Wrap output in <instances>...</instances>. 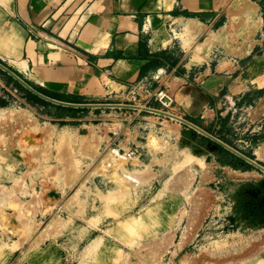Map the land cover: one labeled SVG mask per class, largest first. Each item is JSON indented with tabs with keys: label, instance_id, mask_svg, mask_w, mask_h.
<instances>
[{
	"label": "rangeland",
	"instance_id": "rangeland-1",
	"mask_svg": "<svg viewBox=\"0 0 264 264\" xmlns=\"http://www.w3.org/2000/svg\"><path fill=\"white\" fill-rule=\"evenodd\" d=\"M229 2L203 21L214 32L210 37L242 44L244 55L206 35L200 42L189 30L171 32L187 63L206 71L203 77L212 71L228 76L222 108L210 107L215 114L203 118L185 115L165 102L163 91L128 103L149 98L147 107L180 115L264 165V0H247L240 13ZM195 43L203 51L196 56ZM28 149L42 154L27 155ZM9 151L17 159L0 160L6 212L0 209V264H264V246L240 258L253 243L264 245V171L173 117L54 103L0 67V158ZM28 162L37 169L28 170ZM70 174L75 178L68 180ZM20 186L23 210L4 194ZM34 196L37 203H27ZM100 235L104 241L85 250ZM165 242L166 250L152 259L153 247Z\"/></svg>",
	"mask_w": 264,
	"mask_h": 264
},
{
	"label": "crops",
	"instance_id": "crops-1",
	"mask_svg": "<svg viewBox=\"0 0 264 264\" xmlns=\"http://www.w3.org/2000/svg\"><path fill=\"white\" fill-rule=\"evenodd\" d=\"M227 2L0 0V59L44 88L84 101L65 102L130 104L141 93L163 91L182 114L203 118L215 114L210 107L222 108L219 94L228 76L212 71L203 77L206 71L187 63L171 32H193L190 27L196 23L202 28L193 37L204 42L213 31L203 19ZM229 3L234 11L238 0ZM219 40L212 37V43L224 46ZM196 43L195 56L202 51ZM148 102L140 105L147 107ZM259 109L264 111V100Z\"/></svg>",
	"mask_w": 264,
	"mask_h": 264
},
{
	"label": "bare ground",
	"instance_id": "bare-ground-1",
	"mask_svg": "<svg viewBox=\"0 0 264 264\" xmlns=\"http://www.w3.org/2000/svg\"><path fill=\"white\" fill-rule=\"evenodd\" d=\"M247 7V1L246 0H238V3H237V5H236V7L234 8L235 10L234 11H237L238 13L239 12H242L243 10H245V8ZM199 28L201 29L202 28V26H199ZM198 26H197V24L196 23H194L193 25H192V27H190V29H192V31L193 32H195V33H198ZM201 32V31H200ZM254 31H252V33H253ZM209 38V37H208ZM211 39H212V37H210ZM209 38V39H210ZM207 41V40H206ZM220 42H221V44H223V45H225V46H227L228 48H229V51H232V52H234L235 54H239V55H243L244 54V51H243V47H242V44H241V46H237V47H234V46H232L230 43H228L227 42V40H225V39H222V38H220V40H219ZM207 43V42H206ZM209 44V43H208ZM207 44V45H208ZM209 46V45H208ZM165 96V95H164ZM165 102L168 104V103H170L171 102V99H170V97H168V96H166V99H165ZM138 106H140V105H138ZM145 106H140V108H144ZM145 110V109H144ZM180 116V115H179ZM46 151H49V147L48 148H46ZM27 155H31V156H37V155H40V154H42L40 151H38V150H36V149H28L27 150ZM52 151H50L49 153H48V155L51 153ZM6 154H8L7 156H4V157H2V158H0V160L1 159H4V158H7V157H9L10 158V162H12L13 163V161L12 160H16L17 159V157L15 156V154L13 153V152H11V154H13V155H11L10 154V152H6ZM55 154H58V153H54V155ZM57 156L55 155V158H56ZM8 158V159H9ZM17 164V163H16ZM37 165V164H36ZM38 166V165H37ZM34 168V170H36L37 169V167H35L34 165H33V163H30V162H28V170H30V171H32V169ZM45 171H47L48 173H53V171H54V169H46ZM50 171V172H49ZM149 171V170H148ZM46 172V173H47ZM56 173V172H55ZM147 174H149V173H146L145 175H147ZM72 178H75V176L74 175H69L68 176V180H70V179H72ZM142 179H144V177L143 176H141L140 178H139V180H142ZM184 182H186L185 180H182V184L184 183ZM22 185V184H21ZM44 185L46 186V183H44ZM6 187H9V186H6ZM22 186H20L19 188H17L16 190H14L13 188H8V190L7 191H4V194H8L9 196L7 197L8 199H10L11 201H12V203H14L17 207H18V209L19 210H23V209H27L26 207H24V204H22V201L20 202L19 200V193L20 192H18V190L21 188ZM4 190V189H3ZM2 192V191H1ZM0 192V193H1ZM14 198V199H13ZM10 202V201H9ZM27 203H33V204H36L37 203V198H36V196H34L29 202H27ZM9 205V204H8ZM7 206V205H6ZM4 207V206H3ZM3 207H1L0 209H1V213L3 214V215H5L6 214V212H5V210H4V208ZM18 210V211H19ZM29 210V212H31L32 214H35L36 212H37V210H34V209H28ZM177 217V216H176ZM8 223H10V224H12V222H8ZM6 224V223H5ZM14 226V225H13ZM102 241H104V239H103V236H97L96 238H93L89 243H87V246H86V248H85V250H90V249H92V248H94V247H96L97 245H99ZM168 242H165V243H158V244H156L155 245V247H153V249L150 251V253H151V255H152V259H154V260H156L157 259V257L159 256V255H161L162 254V252H164L165 250H166V248H167V246H168ZM263 246L264 245H258V244H254L251 248H248L247 250H245V251H243L242 253H241V255H243V256H240V258L241 257H243V259H245L244 257H247V256H250V253L251 252H256V251H260V250H262V248H263ZM250 250V251H249ZM249 251V254H247L246 255V253ZM111 257H115V255L114 254H112L111 255ZM201 260L203 261V262H206L205 261V259L202 257L201 258ZM227 262H230V261H227ZM227 262H221L220 264H225V263H227ZM183 264H190L189 262H186V261H184V262H182ZM207 264H211V262H206ZM212 264H215V262H212Z\"/></svg>",
	"mask_w": 264,
	"mask_h": 264
},
{
	"label": "water",
	"instance_id": "water-1",
	"mask_svg": "<svg viewBox=\"0 0 264 264\" xmlns=\"http://www.w3.org/2000/svg\"><path fill=\"white\" fill-rule=\"evenodd\" d=\"M0 67L2 69H4L5 71H7L11 76H13L15 79H17L21 84H23L26 88H28L29 90H31L32 92H34L35 94L43 97L44 99H47L49 101H52L54 103H58V104H63V105H67V106H96V107H101V106H112V107H128V108H140V106L138 105H134V104H122V103H117V104H76V103H71V102H65L62 101L60 99H56V98H52L49 97L47 95L42 94L41 92L37 91L35 88H33L30 84H28L22 77H20L18 74H16L13 70H11L8 66L4 65L3 63L0 62ZM144 109H148L150 111L156 112V113H160L169 117H173L174 119L181 121L183 123H186L192 127H194L195 129H197L198 131H200L201 133L207 135L208 137H210L211 139L215 140L216 142L220 143L221 145L225 146L226 148L230 149L231 151H233L234 153H236L237 155L241 156L242 158H244L245 160H247L248 162L252 163L253 165H255L256 167H258L259 169H261L262 171H264V165L260 164L259 162H257L256 160L250 158L249 156L245 155L244 153L238 151L237 149L233 148L232 146H230L229 144L225 143L224 141H222L221 139L213 136L212 134H210L209 132L205 131L204 129H202L201 127L197 126L196 124H194L193 122L185 119L182 116L179 115H175L160 109H156V108H152V107H144Z\"/></svg>",
	"mask_w": 264,
	"mask_h": 264
},
{
	"label": "trees",
	"instance_id": "trees-1",
	"mask_svg": "<svg viewBox=\"0 0 264 264\" xmlns=\"http://www.w3.org/2000/svg\"><path fill=\"white\" fill-rule=\"evenodd\" d=\"M1 63H3L4 65L8 66L6 63H4L2 60H0ZM11 70H13L16 74H18L20 77H23L21 73H19L18 71L14 70L12 67L8 66ZM26 82L28 84H30L33 88H35L37 91L41 92L42 94L44 95H47L49 97H52V98H56V99H60L62 100L60 97H61V94L57 93V92H54V91H51L49 89H46L42 86H37L35 84H33L31 81H28L26 80ZM249 156V155H247ZM250 158H252L251 156H249ZM253 159V158H252Z\"/></svg>",
	"mask_w": 264,
	"mask_h": 264
}]
</instances>
